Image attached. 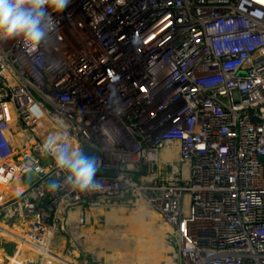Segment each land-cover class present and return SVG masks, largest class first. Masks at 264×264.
I'll return each mask as SVG.
<instances>
[{
  "label": "built area",
  "instance_id": "2783aa9c",
  "mask_svg": "<svg viewBox=\"0 0 264 264\" xmlns=\"http://www.w3.org/2000/svg\"><path fill=\"white\" fill-rule=\"evenodd\" d=\"M22 11L42 36L0 32V264H99L92 220L141 205L164 264H264V0Z\"/></svg>",
  "mask_w": 264,
  "mask_h": 264
},
{
  "label": "bare ground",
  "instance_id": "6f19581e",
  "mask_svg": "<svg viewBox=\"0 0 264 264\" xmlns=\"http://www.w3.org/2000/svg\"><path fill=\"white\" fill-rule=\"evenodd\" d=\"M27 144H31V142L28 140ZM32 182L25 183L24 185L20 186L22 192L26 189H28L31 186ZM17 192V193H19ZM124 211L125 209H121L120 212ZM139 213H137V216H133L128 219V223L130 224V229H128L126 232L119 233V235L116 236V231L111 233V230H107L105 232V239L108 241L110 246H113V248L116 251L121 250V259L119 256V262L118 264H160L162 260H165L166 262H170L169 258H166L161 251L163 250L162 242L159 240L153 239L148 242L142 241V239H139L140 237L144 236L145 232L155 234L156 230L152 227L151 223L146 219L148 218H154V213H149L144 208H142V205L139 207ZM108 223L109 224H119L121 221V217L117 215V211H112V213L108 214ZM128 218V217H127ZM103 232V231H102ZM104 234V233H103ZM114 236H116L117 239H110ZM86 240L87 238L94 243V245H99L101 243L99 236H88L85 234ZM90 241H87L90 242ZM90 248L94 247V245ZM127 244L130 246L127 248L125 247ZM105 247V246H104ZM89 248V249H90ZM166 249V248H165ZM169 249V248H168ZM94 253V252H93ZM149 253V254H148ZM135 260H137L135 262Z\"/></svg>",
  "mask_w": 264,
  "mask_h": 264
},
{
  "label": "rangeland",
  "instance_id": "374dc122",
  "mask_svg": "<svg viewBox=\"0 0 264 264\" xmlns=\"http://www.w3.org/2000/svg\"><path fill=\"white\" fill-rule=\"evenodd\" d=\"M18 157H14V160L17 161ZM263 164H264V158H263ZM121 209H125L124 211ZM112 211H117V215L119 217H121V221L119 224L115 225V224H109L108 223V214L112 213ZM112 211H108V212H100L97 214V217L94 218V220H92L90 226L86 229V234L90 237V236H99V239L101 241V243L99 245H94V243L87 238L86 241H90L88 242V246L90 248V244L91 246L94 245V247L89 249V254H94L99 258L100 263L99 264H118L119 262V256L121 259V255H119L121 253V250L116 251L113 246H110L108 241H106L105 239V232L107 230H111V233L116 231V236L119 235V233L122 232H126L128 229H130V224L128 223V219L133 217V216H137V213H139V207L138 206H132L130 208H114ZM128 217V218H127ZM152 225V227L156 230L155 234L152 233H148L145 232L143 237L139 236V239H142V241H146L149 243L150 240L153 241V239L156 238V240L161 241L162 246H163V250L161 251V253L168 258V246L166 244V231L164 226L155 218H146ZM4 226V225H3ZM5 227V226H4ZM10 227V225H9ZM11 229V228H8ZM16 229H19V227H16ZM103 231V232H102ZM104 233V234H103ZM57 236V234L55 235ZM116 236L113 235L112 238L110 239H117ZM105 246V247H104ZM130 245L127 244L125 247H129ZM59 245H58V241L54 242L52 245V249L54 251H58ZM166 248V249H165ZM0 249H3L6 253L10 254L12 252L11 248H7V247H2L0 245ZM149 254V253H148ZM137 260H135L136 262ZM166 261L162 260L160 262V264H164Z\"/></svg>",
  "mask_w": 264,
  "mask_h": 264
},
{
  "label": "clouds",
  "instance_id": "9594fccd",
  "mask_svg": "<svg viewBox=\"0 0 264 264\" xmlns=\"http://www.w3.org/2000/svg\"><path fill=\"white\" fill-rule=\"evenodd\" d=\"M70 0H51V5L57 12H61ZM29 0H0V32L12 37L21 33L26 34L30 42L35 46L41 39L42 33L36 30V22L29 19L22 7ZM76 179L80 182L81 190L86 187L94 174L91 163L87 165H74Z\"/></svg>",
  "mask_w": 264,
  "mask_h": 264
},
{
  "label": "water",
  "instance_id": "95a60500",
  "mask_svg": "<svg viewBox=\"0 0 264 264\" xmlns=\"http://www.w3.org/2000/svg\"><path fill=\"white\" fill-rule=\"evenodd\" d=\"M97 156V151L95 149H92L90 147H86L83 152V157H82V163L84 165H87L91 163L92 165L95 164V158ZM36 179V174L33 171L28 172L25 174L21 181L22 183H28L29 181L35 180ZM31 191V188H28L19 198L23 197L24 195L28 194Z\"/></svg>",
  "mask_w": 264,
  "mask_h": 264
},
{
  "label": "crops",
  "instance_id": "0c3cea01",
  "mask_svg": "<svg viewBox=\"0 0 264 264\" xmlns=\"http://www.w3.org/2000/svg\"><path fill=\"white\" fill-rule=\"evenodd\" d=\"M19 191H21V189H20V187H17L15 192H19Z\"/></svg>",
  "mask_w": 264,
  "mask_h": 264
}]
</instances>
